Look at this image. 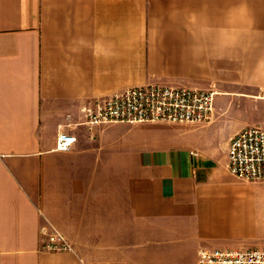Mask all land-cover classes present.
Returning a JSON list of instances; mask_svg holds the SVG:
<instances>
[{
  "label": "crops",
  "instance_id": "1",
  "mask_svg": "<svg viewBox=\"0 0 264 264\" xmlns=\"http://www.w3.org/2000/svg\"><path fill=\"white\" fill-rule=\"evenodd\" d=\"M148 83L214 91L211 118L83 123L92 99ZM250 125L264 128V0H0V264L264 247V182L227 167ZM60 130L77 136L65 151ZM46 223L74 251L43 250Z\"/></svg>",
  "mask_w": 264,
  "mask_h": 264
},
{
  "label": "built area",
  "instance_id": "2",
  "mask_svg": "<svg viewBox=\"0 0 264 264\" xmlns=\"http://www.w3.org/2000/svg\"><path fill=\"white\" fill-rule=\"evenodd\" d=\"M213 97L210 89L148 83L94 98L81 108V113L88 127L116 122L199 124L211 118ZM76 141L74 133L60 130L54 148L65 151ZM227 167L241 180L264 182V128L245 126L232 135L227 146ZM39 233L43 250L74 251L73 244L50 223L41 226ZM196 264H264V247L201 248Z\"/></svg>",
  "mask_w": 264,
  "mask_h": 264
},
{
  "label": "rangeland",
  "instance_id": "3",
  "mask_svg": "<svg viewBox=\"0 0 264 264\" xmlns=\"http://www.w3.org/2000/svg\"><path fill=\"white\" fill-rule=\"evenodd\" d=\"M166 124H168V125H174V126H181V123H178V124L177 123L176 124L175 123H173V124L172 123H166Z\"/></svg>",
  "mask_w": 264,
  "mask_h": 264
}]
</instances>
